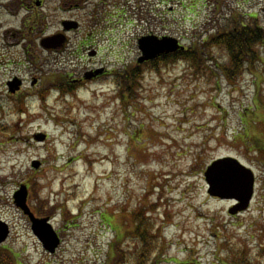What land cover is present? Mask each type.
<instances>
[{
	"label": "rangeland",
	"instance_id": "374dc122",
	"mask_svg": "<svg viewBox=\"0 0 264 264\" xmlns=\"http://www.w3.org/2000/svg\"><path fill=\"white\" fill-rule=\"evenodd\" d=\"M184 1L186 7L170 0L164 21L148 11L159 0L85 7L103 20L96 29L98 59L111 75L70 89L62 83L89 65L78 48L95 38L88 24L71 34L65 52L53 53L41 40L63 30L69 6L0 0V220L10 229L0 246L21 252L23 264H106L113 226L126 234L138 211L162 228L165 249L157 264H264V154L257 151L264 148V45L257 48L263 59L244 65L234 79L217 68L228 65L226 50L215 51L222 57L208 68L182 60L138 63L140 37L170 35L189 46L217 32L216 24L232 12L249 22L247 15L260 13L264 0H225L220 12L218 0ZM192 6L195 13L188 12ZM110 14L116 17L109 28ZM138 66L134 86L124 85L121 74ZM16 79L21 84L11 92L7 83ZM226 157L256 176L249 209L235 215L229 198L209 194L204 176L212 161ZM24 184L35 216L51 210L43 217L61 237L53 254L15 204Z\"/></svg>",
	"mask_w": 264,
	"mask_h": 264
},
{
	"label": "trees",
	"instance_id": "16d2710c",
	"mask_svg": "<svg viewBox=\"0 0 264 264\" xmlns=\"http://www.w3.org/2000/svg\"><path fill=\"white\" fill-rule=\"evenodd\" d=\"M190 8L194 10L193 6ZM260 15L262 14H253L249 22H246L242 17L233 15L229 23L219 28L217 32L205 36L203 40L192 41L186 50L164 57L161 61L182 60L192 68L199 69L200 65L208 68V61H218L222 57L217 56L215 51L226 50V55L229 58L228 65L222 66L218 63L217 68L223 71L225 76L234 79L244 65L249 64L252 67L258 60L263 59L260 49H257L260 45H264V25L258 22ZM155 63L156 61L153 62V64ZM140 70V67H129L121 74L120 78L124 85L133 87ZM62 87H69L68 82H63ZM131 90L132 88L128 92ZM124 100L126 101V98ZM263 150L264 148L257 149L260 154H264ZM261 163L263 164L262 160ZM49 211L51 212V210ZM50 212L40 211L38 215L43 217L50 215ZM132 218L134 226L126 234H121L111 224L110 219L104 218L103 225L115 229V238L108 246L106 264H157L160 262L165 249L162 246L165 243L162 238V228L157 231L155 221L152 218H147L146 212H135L132 214ZM131 246L135 247L133 253H129ZM1 248L0 264H23L21 252L16 254Z\"/></svg>",
	"mask_w": 264,
	"mask_h": 264
},
{
	"label": "water",
	"instance_id": "95a60500",
	"mask_svg": "<svg viewBox=\"0 0 264 264\" xmlns=\"http://www.w3.org/2000/svg\"><path fill=\"white\" fill-rule=\"evenodd\" d=\"M63 37H47L41 42L45 48H52L62 44ZM139 48L143 56L140 62L151 60L159 56L169 54L183 47L178 40L172 37L159 39L157 36H145L139 40ZM21 84V80L8 83L10 91L14 92ZM39 162L34 161L33 166L39 167ZM205 178L209 184V194L221 198H232L238 201L229 211L237 214L248 209L254 194L255 176L251 169L230 157L215 160L205 171ZM28 187L24 184L14 195L15 204L29 216L32 223V231L38 237L44 248L54 253L60 245V237L48 218H38L30 210L27 204ZM9 234L7 223L0 220V243L4 242Z\"/></svg>",
	"mask_w": 264,
	"mask_h": 264
},
{
	"label": "flooded vegetation",
	"instance_id": "af4514ba",
	"mask_svg": "<svg viewBox=\"0 0 264 264\" xmlns=\"http://www.w3.org/2000/svg\"><path fill=\"white\" fill-rule=\"evenodd\" d=\"M62 2L63 7L69 6L67 7L68 9L65 10V14H67V16L64 17L60 23L63 30L59 31L56 34H53V36H63V40L65 41L62 44L60 43L58 46L51 48L50 50H52L53 53L65 52L71 44V34L79 31L85 24H88L89 32L92 33V35H94L95 37L93 39L92 36L89 40L85 38L79 43L78 48H81L82 51L86 52L90 58V60H88L89 65L84 71L79 73L78 77H74L73 79H71L68 82V85L73 88H79L88 82H94L103 77H108L109 75H111L110 70L103 64L102 58L98 59L99 46L101 41L99 40L98 36L101 35V32H97L98 30L96 29L98 27H101V23H103V20H101V18L99 17L97 10H93V12L90 13L85 9L86 7L90 10V7H95L96 5L99 6L101 0H86L85 2L81 3L78 0H62ZM83 5L85 6L83 7ZM77 13H82L84 17H82L81 19L79 15H77ZM108 17L109 18L106 20V24L107 27L110 28L114 26L113 21L116 16L110 14ZM85 45L86 47H83ZM71 54H73V52L68 53V58L70 59Z\"/></svg>",
	"mask_w": 264,
	"mask_h": 264
}]
</instances>
